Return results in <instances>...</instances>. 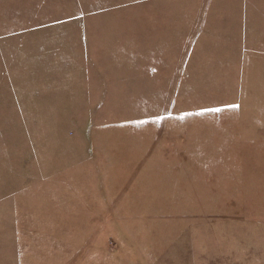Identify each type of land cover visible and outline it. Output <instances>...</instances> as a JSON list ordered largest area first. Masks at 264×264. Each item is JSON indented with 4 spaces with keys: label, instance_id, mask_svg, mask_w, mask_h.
Returning a JSON list of instances; mask_svg holds the SVG:
<instances>
[{
    "label": "rangeland",
    "instance_id": "obj_1",
    "mask_svg": "<svg viewBox=\"0 0 264 264\" xmlns=\"http://www.w3.org/2000/svg\"><path fill=\"white\" fill-rule=\"evenodd\" d=\"M163 262L264 264V0H0V264Z\"/></svg>",
    "mask_w": 264,
    "mask_h": 264
},
{
    "label": "crops",
    "instance_id": "obj_2",
    "mask_svg": "<svg viewBox=\"0 0 264 264\" xmlns=\"http://www.w3.org/2000/svg\"><path fill=\"white\" fill-rule=\"evenodd\" d=\"M108 192H109V191H108ZM108 201H109V202H113L114 199H111V200H110V198L108 197ZM162 264H164V262H163Z\"/></svg>",
    "mask_w": 264,
    "mask_h": 264
},
{
    "label": "snow or ice",
    "instance_id": "obj_3",
    "mask_svg": "<svg viewBox=\"0 0 264 264\" xmlns=\"http://www.w3.org/2000/svg\"><path fill=\"white\" fill-rule=\"evenodd\" d=\"M235 107H238V106H235ZM216 111H220V109H216Z\"/></svg>",
    "mask_w": 264,
    "mask_h": 264
}]
</instances>
